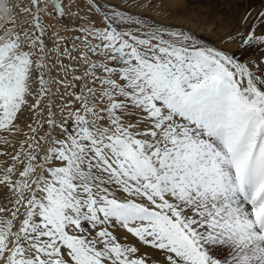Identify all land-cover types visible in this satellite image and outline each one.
I'll return each mask as SVG.
<instances>
[{
	"label": "snow or ice",
	"instance_id": "1",
	"mask_svg": "<svg viewBox=\"0 0 264 264\" xmlns=\"http://www.w3.org/2000/svg\"><path fill=\"white\" fill-rule=\"evenodd\" d=\"M210 42L169 0H0V264H264V0Z\"/></svg>",
	"mask_w": 264,
	"mask_h": 264
},
{
	"label": "rangeland",
	"instance_id": "2",
	"mask_svg": "<svg viewBox=\"0 0 264 264\" xmlns=\"http://www.w3.org/2000/svg\"><path fill=\"white\" fill-rule=\"evenodd\" d=\"M15 2L19 3L20 0H15ZM141 2L146 3L147 0H141ZM133 11L144 12L146 16L154 17L165 24L181 25L186 29L197 30L202 38L212 42L218 40V38L206 35L204 29L193 25L194 21H197L196 23L201 26L212 23V28L217 30L218 35L222 31L227 34L228 29H231L237 23L241 5L237 0H169V4L165 5L164 15L154 9H148L147 11L133 9Z\"/></svg>",
	"mask_w": 264,
	"mask_h": 264
},
{
	"label": "bare ground",
	"instance_id": "3",
	"mask_svg": "<svg viewBox=\"0 0 264 264\" xmlns=\"http://www.w3.org/2000/svg\"><path fill=\"white\" fill-rule=\"evenodd\" d=\"M197 22V21H196ZM195 21H194V26H200L199 28H201V29H204V32H205V34L206 35H212V36H214L215 38H218V39H220L222 36H225L226 34H224L225 32H221V34L220 35H218V32H217V30H214L213 28H212V23H208L206 26H205V24L203 25V26H201V25H198L199 23H196ZM222 24V23H221ZM219 26H220V24H219ZM229 27V26H228ZM230 28V27H229ZM229 31L231 30V29H228ZM219 31V30H218ZM226 33H228V32H226ZM223 34V35H222Z\"/></svg>",
	"mask_w": 264,
	"mask_h": 264
},
{
	"label": "clouds",
	"instance_id": "4",
	"mask_svg": "<svg viewBox=\"0 0 264 264\" xmlns=\"http://www.w3.org/2000/svg\"><path fill=\"white\" fill-rule=\"evenodd\" d=\"M8 19L7 13L0 11V24L6 23Z\"/></svg>",
	"mask_w": 264,
	"mask_h": 264
}]
</instances>
